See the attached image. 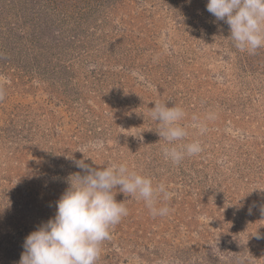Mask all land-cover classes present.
Masks as SVG:
<instances>
[{"label": "rangeland", "instance_id": "374dc122", "mask_svg": "<svg viewBox=\"0 0 264 264\" xmlns=\"http://www.w3.org/2000/svg\"><path fill=\"white\" fill-rule=\"evenodd\" d=\"M207 3L0 0V264H18L81 159L171 193L153 216L117 190L128 215L97 264H264V48L238 50ZM154 103L183 110L176 144L200 153L165 159Z\"/></svg>", "mask_w": 264, "mask_h": 264}, {"label": "clouds", "instance_id": "9594fccd", "mask_svg": "<svg viewBox=\"0 0 264 264\" xmlns=\"http://www.w3.org/2000/svg\"><path fill=\"white\" fill-rule=\"evenodd\" d=\"M206 8L229 26V39L238 50L255 54L264 48V0H208ZM149 113L159 125L158 135L171 145L163 149L166 160L179 164L202 151L199 142L176 144L188 134L179 123L185 115L180 107L154 103ZM86 147L101 150L103 142ZM75 165L85 174L72 176L70 187L56 202L54 217L25 238L18 264H97L102 243L111 238L110 229L128 215L124 201L115 198L117 190L142 200L153 216L169 213L167 206L156 205L171 193L163 184L154 187L151 178L130 171L126 163L96 169L81 159Z\"/></svg>", "mask_w": 264, "mask_h": 264}]
</instances>
